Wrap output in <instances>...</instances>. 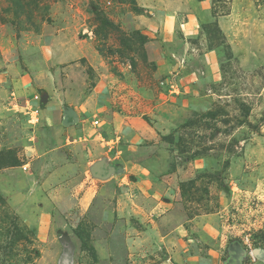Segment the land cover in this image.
<instances>
[{
    "label": "rangeland",
    "instance_id": "374dc122",
    "mask_svg": "<svg viewBox=\"0 0 264 264\" xmlns=\"http://www.w3.org/2000/svg\"><path fill=\"white\" fill-rule=\"evenodd\" d=\"M210 1L231 25L186 37L154 1L0 0V264H264V0Z\"/></svg>",
    "mask_w": 264,
    "mask_h": 264
},
{
    "label": "crops",
    "instance_id": "0c3cea01",
    "mask_svg": "<svg viewBox=\"0 0 264 264\" xmlns=\"http://www.w3.org/2000/svg\"><path fill=\"white\" fill-rule=\"evenodd\" d=\"M138 1L142 6L144 4H147L146 1H154V3H158L156 4L159 5V7L155 8L154 17L153 20H151V23L154 27H160V31L163 34L167 32L174 33L180 29L181 31H183L186 37L193 36L199 31L200 24L206 22L208 19H214L215 21H218L224 31L227 30L226 28L229 25H231V22L230 24L227 23L229 19L228 17H232V15H223L218 16L217 18L213 16L212 4L210 0H201L199 2L195 0H187L185 1V3H181L183 0ZM153 6L155 7L156 5ZM180 17L181 19H179ZM200 63L203 64L205 73L200 77H196L195 80H188L187 83H190L188 84L189 89L191 88L190 85L194 81H196V83L203 84L207 83L210 80H214L216 76H214L212 73H215L219 70L220 64V54L218 49L213 48L205 51V53L201 55Z\"/></svg>",
    "mask_w": 264,
    "mask_h": 264
},
{
    "label": "water",
    "instance_id": "95a60500",
    "mask_svg": "<svg viewBox=\"0 0 264 264\" xmlns=\"http://www.w3.org/2000/svg\"><path fill=\"white\" fill-rule=\"evenodd\" d=\"M72 118H73V119H72ZM77 119H78V118L76 117L75 112L69 110V111L66 113V115H65L64 123H65V124L72 123V120L77 121ZM100 166H101V164H100V163H97V164L95 165V170L98 171V172H99V171L101 172V170H100ZM110 169H111V170H114V167L112 166Z\"/></svg>",
    "mask_w": 264,
    "mask_h": 264
},
{
    "label": "built area",
    "instance_id": "2783aa9c",
    "mask_svg": "<svg viewBox=\"0 0 264 264\" xmlns=\"http://www.w3.org/2000/svg\"><path fill=\"white\" fill-rule=\"evenodd\" d=\"M38 96H36V98H37ZM36 111H37V109L36 110H34V112L36 113ZM38 112V111H37ZM25 168H26V166H25Z\"/></svg>",
    "mask_w": 264,
    "mask_h": 264
}]
</instances>
